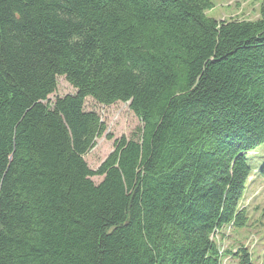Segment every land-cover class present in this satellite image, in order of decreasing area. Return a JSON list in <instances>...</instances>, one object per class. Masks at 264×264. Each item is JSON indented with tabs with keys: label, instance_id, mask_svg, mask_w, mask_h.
I'll return each mask as SVG.
<instances>
[{
	"label": "trees",
	"instance_id": "16d2710c",
	"mask_svg": "<svg viewBox=\"0 0 264 264\" xmlns=\"http://www.w3.org/2000/svg\"><path fill=\"white\" fill-rule=\"evenodd\" d=\"M257 1L219 22L210 0H0V264H255L214 237L248 227L264 145ZM60 78L76 93L52 100ZM88 99L142 124L97 171Z\"/></svg>",
	"mask_w": 264,
	"mask_h": 264
},
{
	"label": "rangeland",
	"instance_id": "374dc122",
	"mask_svg": "<svg viewBox=\"0 0 264 264\" xmlns=\"http://www.w3.org/2000/svg\"><path fill=\"white\" fill-rule=\"evenodd\" d=\"M210 1L213 3L214 8L207 12V15L219 22L229 20L254 22L260 17V2L257 0ZM75 93L76 90L68 81L65 78H60L58 79L57 92L50 98L55 100L56 98H63ZM130 107L131 103H118L111 107H106L95 103L91 99L86 101V110L96 112L106 127L103 137L96 141V146L85 156V161L92 171H97L101 167L107 157L114 151L117 141L123 137L131 140L133 136L138 134L142 124L131 111ZM247 160L253 170L247 185L248 189L245 198L242 202V209H246L249 216L248 227L244 229L236 228L234 229V233L233 230L226 229L221 231V233L219 232L218 235H226L225 240H223L224 238L220 239V244L223 250H227L231 245L239 247L241 244H245L250 233H257L258 240L254 241V246L258 244L259 255L255 261L258 264H264V246L260 247L264 245V180L258 176V170L264 164V145L259 147L255 152L249 153ZM92 181L96 185H99L103 181V178L93 177ZM254 185H256L257 189L252 193L251 187ZM250 190L252 194H249ZM238 232H241V234ZM216 240L215 242L218 243V239ZM248 251L251 254L252 251ZM254 252L252 256L255 255ZM226 264H234V262L230 258L229 260L227 258Z\"/></svg>",
	"mask_w": 264,
	"mask_h": 264
},
{
	"label": "bare ground",
	"instance_id": "6f19581e",
	"mask_svg": "<svg viewBox=\"0 0 264 264\" xmlns=\"http://www.w3.org/2000/svg\"><path fill=\"white\" fill-rule=\"evenodd\" d=\"M221 233V232H220ZM215 236L216 237H214V241H217L216 239H218V245L221 243V236L222 235H218V232L216 231L215 232ZM224 240V239H223ZM258 240V238L257 237H249V241H248V247H249V249L248 248H246V249H248V250H251V251H253V250H255V247L258 245H256V246H254V241H257ZM223 245V244H222ZM226 245V244H225ZM220 247H221V244L219 245ZM224 246V245H223ZM223 252H225V250H223V249H221V254L223 255ZM252 254V253H251ZM228 257H226V258H224V256H223V258H222V264H226V259H227ZM228 260H229V258H228ZM263 264V263H262Z\"/></svg>",
	"mask_w": 264,
	"mask_h": 264
},
{
	"label": "crops",
	"instance_id": "0c3cea01",
	"mask_svg": "<svg viewBox=\"0 0 264 264\" xmlns=\"http://www.w3.org/2000/svg\"><path fill=\"white\" fill-rule=\"evenodd\" d=\"M257 188H256V185H254V186H252L251 187V190H252V193L256 190ZM251 190L249 191V194H252L251 193ZM234 241V240H233ZM233 261V260H232ZM234 262V261H233ZM255 264H258V262H255Z\"/></svg>",
	"mask_w": 264,
	"mask_h": 264
}]
</instances>
